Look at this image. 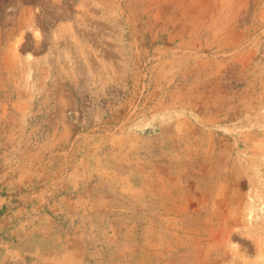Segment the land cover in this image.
Returning <instances> with one entry per match:
<instances>
[{
  "label": "rangeland",
  "instance_id": "obj_1",
  "mask_svg": "<svg viewBox=\"0 0 264 264\" xmlns=\"http://www.w3.org/2000/svg\"><path fill=\"white\" fill-rule=\"evenodd\" d=\"M0 264H264V0H0Z\"/></svg>",
  "mask_w": 264,
  "mask_h": 264
}]
</instances>
